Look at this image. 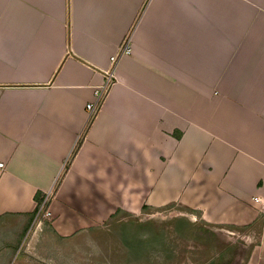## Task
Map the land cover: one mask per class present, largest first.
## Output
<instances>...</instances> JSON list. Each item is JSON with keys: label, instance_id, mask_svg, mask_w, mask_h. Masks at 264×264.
Segmentation results:
<instances>
[{"label": "crops", "instance_id": "crops-1", "mask_svg": "<svg viewBox=\"0 0 264 264\" xmlns=\"http://www.w3.org/2000/svg\"><path fill=\"white\" fill-rule=\"evenodd\" d=\"M0 163V264H89L174 203L260 225L264 264V0H0Z\"/></svg>", "mask_w": 264, "mask_h": 264}, {"label": "rangeland", "instance_id": "rangeland-1", "mask_svg": "<svg viewBox=\"0 0 264 264\" xmlns=\"http://www.w3.org/2000/svg\"><path fill=\"white\" fill-rule=\"evenodd\" d=\"M46 206L40 219L52 215ZM145 208L106 223L102 257L90 255L89 264H246L261 230L258 224L241 230L209 224L177 203Z\"/></svg>", "mask_w": 264, "mask_h": 264}, {"label": "built area", "instance_id": "built-area-1", "mask_svg": "<svg viewBox=\"0 0 264 264\" xmlns=\"http://www.w3.org/2000/svg\"><path fill=\"white\" fill-rule=\"evenodd\" d=\"M130 52H131L130 39L126 38L118 54L111 58L112 67L106 74L105 82L102 84V86L97 88L95 92V100L93 102H90L87 105V110L91 118H93L97 114L101 104L103 103L109 90L114 84L115 67H116L118 60L120 59V57L128 55ZM3 167H4V164L0 163V168H3ZM47 203H48V198L46 197L45 200L42 202V204L39 206L38 212L36 214V219H38L40 215L42 214L44 215V208L47 205Z\"/></svg>", "mask_w": 264, "mask_h": 264}, {"label": "trees", "instance_id": "trees-1", "mask_svg": "<svg viewBox=\"0 0 264 264\" xmlns=\"http://www.w3.org/2000/svg\"><path fill=\"white\" fill-rule=\"evenodd\" d=\"M92 121H93V118H90V121H89V123H88L87 129H86L84 132H86V131L89 129V127H90ZM82 137H83V135H82ZM178 138H179V136H178ZM80 144H81V141L79 142V144H78V145L76 146V148L74 149L72 156L76 153V151H77L78 148L80 147ZM37 199H38V198H37ZM41 204H42V199L39 200V205H38V208H37L36 214H37L38 209H39V206H40ZM252 226H253V225H248V226H244V227H236V226H228V227L233 228V229H237V230H241V229H248V228H251Z\"/></svg>", "mask_w": 264, "mask_h": 264}, {"label": "flooded vegetation", "instance_id": "flooded-vegetation-1", "mask_svg": "<svg viewBox=\"0 0 264 264\" xmlns=\"http://www.w3.org/2000/svg\"><path fill=\"white\" fill-rule=\"evenodd\" d=\"M150 240H152V235H149Z\"/></svg>", "mask_w": 264, "mask_h": 264}]
</instances>
